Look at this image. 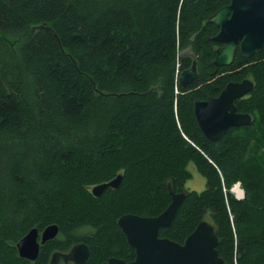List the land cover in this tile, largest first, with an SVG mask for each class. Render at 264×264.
Segmentation results:
<instances>
[{
    "label": "trees",
    "instance_id": "trees-1",
    "mask_svg": "<svg viewBox=\"0 0 264 264\" xmlns=\"http://www.w3.org/2000/svg\"><path fill=\"white\" fill-rule=\"evenodd\" d=\"M229 2L0 0V264H30L21 237L74 213L95 233L85 264H101L125 250L117 218L161 213L168 183L186 198L159 236L182 243L209 216L225 264H264V50L213 65L207 19ZM192 59L197 80L181 87ZM243 79L253 90L234 103L250 124L209 141L194 100ZM190 165L202 191H185ZM117 175L94 199L88 188Z\"/></svg>",
    "mask_w": 264,
    "mask_h": 264
},
{
    "label": "water",
    "instance_id": "water-1",
    "mask_svg": "<svg viewBox=\"0 0 264 264\" xmlns=\"http://www.w3.org/2000/svg\"><path fill=\"white\" fill-rule=\"evenodd\" d=\"M207 22L218 28V32L210 38L212 42L221 44L212 62L217 67L230 66L237 51L249 58L264 50V0H230L229 4L212 14ZM196 78L194 62L189 69L179 73L178 83L181 87H188ZM253 87L249 79L232 81L217 96L193 102L195 121L206 139L218 141L230 128L250 124V115L238 112L234 102L250 93ZM121 180L122 176L117 175L108 182L97 184L92 188V194L100 196L107 188H117ZM167 190L170 202L158 215L128 213L117 219V225L126 235L127 242L136 249V257L128 263L110 258L107 264H225L217 251L215 228L207 220L199 222L182 243L159 237L160 229L170 228L178 208L186 198L185 192H176L170 183L167 184ZM56 233V225L46 227L41 243L53 238ZM37 238V228H31L17 242V252L21 258L34 260L37 257L40 247ZM88 255L87 246L77 244L69 254H54L51 264H67L69 260L83 263Z\"/></svg>",
    "mask_w": 264,
    "mask_h": 264
},
{
    "label": "flooded vegetation",
    "instance_id": "flooded-vegetation-1",
    "mask_svg": "<svg viewBox=\"0 0 264 264\" xmlns=\"http://www.w3.org/2000/svg\"><path fill=\"white\" fill-rule=\"evenodd\" d=\"M217 32H218V28H216L215 34ZM216 44H218V43H216ZM220 47H221V44H218V46L216 47V50L219 49ZM186 56H189L192 58L193 54L185 53L182 55L181 59L185 58ZM194 62H195V69L197 71V76H198L196 59H192L191 65L187 68H184L183 70L189 69L193 65ZM196 80H197V78H196ZM195 81L190 86H192L195 83ZM209 97H215V96H207L203 99H199L198 101H205ZM115 177L116 176H114L113 178H115ZM112 179H110V180H112ZM110 180H108V181H110ZM108 181H106V182H108ZM95 185H97V184H95ZM94 186H90L88 188V191L91 194H92V188ZM110 189L114 190L116 188H107L103 192V194H101L100 196H94L93 194L92 195L94 196V199H98V198L102 197L107 192V190H110ZM185 191H190V190L187 189V187H186ZM74 214L73 215L69 214L65 219H63L61 225L59 223H48L43 228H41V229L38 228L37 229L38 230L37 241H38L40 247H39V252H38L37 257L34 260H29V259H25V258H22V259L26 260L30 264H34L36 262V260L38 259L40 252L42 251V264H51V259H52V256L54 254H65V255L69 254L72 251V249L75 247V245H77V244H84L87 246V248L89 250V255H88V258H89L90 253L92 251V248L90 246V241H93V239H95V233H93L94 229L92 226L89 228L88 227H77V228H75V215ZM133 214H136V213H133ZM50 225H56L57 226V233L53 238L47 240L45 243L42 244L41 243L42 233H43L44 229ZM116 225H117V220H116ZM117 227H118V225H117ZM118 229L122 234V238H123L124 244H125V250L120 252V253L116 252V254L107 255L105 257V260H103L101 262V264H107V261L110 258L122 259L128 263V262H132L136 257V249L134 247H132L127 242L126 235L122 232V230L119 227H118ZM159 237H162V236H159ZM16 249H17V247H16ZM88 258L83 263H75V261L69 260V261H67V264H85L87 262Z\"/></svg>",
    "mask_w": 264,
    "mask_h": 264
},
{
    "label": "rangeland",
    "instance_id": "rangeland-1",
    "mask_svg": "<svg viewBox=\"0 0 264 264\" xmlns=\"http://www.w3.org/2000/svg\"><path fill=\"white\" fill-rule=\"evenodd\" d=\"M185 53L189 54L188 50H184V51L180 52V55L182 56ZM179 59H181V58H179ZM174 106H175V103H174ZM188 169L192 173V176H191L190 180H188L186 183L187 189L195 190V191H202L205 188V179L199 174V172H197L194 165H190L188 167ZM234 186H238V183L234 184L232 187H234ZM232 187L230 188V191H232L231 190ZM239 188L242 190L241 187H239ZM206 220L209 221V223L211 222V218L209 216L206 217Z\"/></svg>",
    "mask_w": 264,
    "mask_h": 264
},
{
    "label": "built area",
    "instance_id": "built-area-1",
    "mask_svg": "<svg viewBox=\"0 0 264 264\" xmlns=\"http://www.w3.org/2000/svg\"><path fill=\"white\" fill-rule=\"evenodd\" d=\"M176 93H177V90H176ZM175 109H176V102H175ZM238 186L240 187V184L239 183H238ZM234 187H236V186H234ZM231 192H233V189H232ZM239 192H240L239 195H238V193H234V195H235V197L237 199H241L243 197V195H244L243 190H241L240 188H239Z\"/></svg>",
    "mask_w": 264,
    "mask_h": 264
},
{
    "label": "bare ground",
    "instance_id": "bare-ground-1",
    "mask_svg": "<svg viewBox=\"0 0 264 264\" xmlns=\"http://www.w3.org/2000/svg\"><path fill=\"white\" fill-rule=\"evenodd\" d=\"M179 68V67H178ZM182 69V68H181ZM180 132V131H179ZM232 189H233V193H238V195L240 194V192H239V187L238 186H236V187H232Z\"/></svg>",
    "mask_w": 264,
    "mask_h": 264
}]
</instances>
